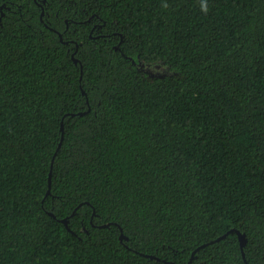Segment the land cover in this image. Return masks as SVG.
<instances>
[{"label": "trees", "instance_id": "16d2710c", "mask_svg": "<svg viewBox=\"0 0 264 264\" xmlns=\"http://www.w3.org/2000/svg\"><path fill=\"white\" fill-rule=\"evenodd\" d=\"M207 2L0 0V264H264V0Z\"/></svg>", "mask_w": 264, "mask_h": 264}, {"label": "water", "instance_id": "95a60500", "mask_svg": "<svg viewBox=\"0 0 264 264\" xmlns=\"http://www.w3.org/2000/svg\"><path fill=\"white\" fill-rule=\"evenodd\" d=\"M61 38H62V36H61ZM76 61H78L77 59H75ZM64 126H62V128H63ZM53 165V164H52ZM50 187H51V176H50ZM50 192V191H49ZM68 221H69V218H65V219H63V222L65 223V224H68ZM121 231H122V235H121V240H123L124 239V233H123V230L121 229ZM234 231L238 234V236H239V240H240V243H241V247H242V249L244 248V246L246 245V242H247V240H246V236H245V234L244 233H242L240 230H238V229H234ZM227 236V234L226 235H223V236H221V237H219L218 238V240H220L221 238H225ZM205 245H202V247H204ZM245 255V254H244ZM150 256V255H149ZM151 257H155V256H151Z\"/></svg>", "mask_w": 264, "mask_h": 264}, {"label": "rangeland", "instance_id": "374dc122", "mask_svg": "<svg viewBox=\"0 0 264 264\" xmlns=\"http://www.w3.org/2000/svg\"><path fill=\"white\" fill-rule=\"evenodd\" d=\"M140 68L150 74H164V72L167 70V67H165L163 64H157V65L142 64L140 65Z\"/></svg>", "mask_w": 264, "mask_h": 264}, {"label": "clouds", "instance_id": "9594fccd", "mask_svg": "<svg viewBox=\"0 0 264 264\" xmlns=\"http://www.w3.org/2000/svg\"><path fill=\"white\" fill-rule=\"evenodd\" d=\"M200 10L203 14L207 15L209 12L207 0H201Z\"/></svg>", "mask_w": 264, "mask_h": 264}]
</instances>
